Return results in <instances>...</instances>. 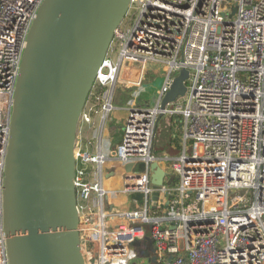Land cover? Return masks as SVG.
I'll return each instance as SVG.
<instances>
[{"label":"built area","instance_id":"1","mask_svg":"<svg viewBox=\"0 0 264 264\" xmlns=\"http://www.w3.org/2000/svg\"><path fill=\"white\" fill-rule=\"evenodd\" d=\"M42 1L0 0V264H9L3 180L14 91ZM127 14L96 74L87 100L94 106L86 103L80 120L108 115L119 81L140 90L154 64L163 77L152 104L131 92L112 154L74 149L84 264H131L145 228L159 264H264V0H131ZM181 67L188 71L185 94L163 110L161 98ZM161 113L181 118L174 157L153 152ZM152 162L169 167L175 183L155 188ZM113 176L119 188L105 185ZM137 193L140 204L130 198ZM118 194L133 207L114 202Z\"/></svg>","mask_w":264,"mask_h":264},{"label":"water","instance_id":"2","mask_svg":"<svg viewBox=\"0 0 264 264\" xmlns=\"http://www.w3.org/2000/svg\"><path fill=\"white\" fill-rule=\"evenodd\" d=\"M130 2L43 0L38 8L16 80L5 160L3 221L9 264H84L73 182L77 131ZM187 78L181 67L161 98V109L185 94ZM133 168V163L124 165L126 172ZM150 169L151 184L158 188L166 171L157 162ZM130 198L142 201L140 193ZM151 251L155 253L153 246ZM171 259L169 255L167 261Z\"/></svg>","mask_w":264,"mask_h":264},{"label":"crops","instance_id":"3","mask_svg":"<svg viewBox=\"0 0 264 264\" xmlns=\"http://www.w3.org/2000/svg\"><path fill=\"white\" fill-rule=\"evenodd\" d=\"M148 100L149 98L146 99V98H142L141 96H139L138 98L139 103L143 101H148ZM93 106H94V101L91 98L89 99V101H87V106L85 109H89L90 107H93ZM116 110H119V111H116ZM125 115H126V112H123L122 110H120L119 108L115 106H114V109L108 113L105 119L102 114H95L91 112L92 123L88 124L81 120L79 122L76 146L90 153H96L97 150L100 149L103 153L107 155L109 153L112 154V152L115 149V146L119 143L121 139L123 121H124ZM162 116L163 115L159 116V118L157 119V122L162 118ZM168 119H169V125H168L169 134L166 139V143L164 144L165 147L160 148V150L158 151V148H155L154 146V141H155V138H154L153 139V152L158 156L174 157L180 152L182 148L181 131H180L181 118H180V115L178 114H168ZM157 122H156L155 130L157 129ZM89 166L92 168L93 165H89ZM167 169L168 171L171 172V169L169 167H167ZM112 180L116 181L117 188H119L120 178L118 176H113L112 178H110V180H106L105 183H107V186H111L108 184H110ZM127 199L128 198H126L124 195L118 194L115 197L114 202H116L117 204H120L124 208L133 207V203ZM152 246L154 247V244L150 237V234H148V237L145 240L146 253L142 255L143 257L140 258L137 264H159L157 257L155 258V260L152 259V257L155 255V253L151 251ZM135 247H136V244H135ZM137 257H138V250H137ZM137 257L134 259L135 261Z\"/></svg>","mask_w":264,"mask_h":264},{"label":"rangeland","instance_id":"4","mask_svg":"<svg viewBox=\"0 0 264 264\" xmlns=\"http://www.w3.org/2000/svg\"><path fill=\"white\" fill-rule=\"evenodd\" d=\"M131 11L132 9H130L129 12L131 13ZM128 18L127 16H125V18L123 19V23L121 25H123L124 22H127ZM114 44L115 42L113 41L112 46H114ZM111 57L113 61L115 62L117 61L116 54L112 55ZM162 72H163V66L161 64H154L148 67L145 73L144 79L142 81V84H141L142 86L140 90L135 89V88L127 89V87H125V85L121 81H119L117 84V87H115L114 89L113 105L119 108L120 110H122L123 112H126V107L131 97V92L136 91V90H137L136 92L139 93V95L137 96L138 98L139 96H141L142 98H146V99L149 98L150 100L149 102L150 104H152V97L154 96L155 88H157L159 84H161L162 82V77H163ZM126 74L127 73L125 71L122 72L121 78L124 79L126 77ZM133 77H136V74L133 75ZM180 102L182 101L180 100ZM116 111H119V110H116ZM168 125H169L168 114H164L162 118L157 122V129L155 130L156 135L154 137L155 138L154 146L155 148H158V151L160 150V148L165 147L164 144L166 143V139L169 134ZM110 178L112 177H109L108 180H110ZM105 185H107V183H105ZM108 185H111L112 188H117L116 181L114 180H112V182ZM111 186H108V187H111ZM149 231L150 230L148 228H145V235L136 240V248L138 250V257L136 261L134 260L132 262V264H137L140 258L143 257L142 255L146 253L145 240L148 237Z\"/></svg>","mask_w":264,"mask_h":264},{"label":"bare ground","instance_id":"5","mask_svg":"<svg viewBox=\"0 0 264 264\" xmlns=\"http://www.w3.org/2000/svg\"><path fill=\"white\" fill-rule=\"evenodd\" d=\"M177 177L175 176V174L171 171H168L166 172V174L164 175L163 177V181L166 183V184H174L175 183V179ZM156 198V197H155Z\"/></svg>","mask_w":264,"mask_h":264}]
</instances>
